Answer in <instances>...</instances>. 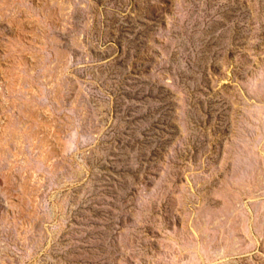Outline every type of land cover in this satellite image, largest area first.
<instances>
[{"label":"rangeland","instance_id":"1","mask_svg":"<svg viewBox=\"0 0 264 264\" xmlns=\"http://www.w3.org/2000/svg\"><path fill=\"white\" fill-rule=\"evenodd\" d=\"M263 74L264 0H0V264H264Z\"/></svg>","mask_w":264,"mask_h":264},{"label":"water","instance_id":"2","mask_svg":"<svg viewBox=\"0 0 264 264\" xmlns=\"http://www.w3.org/2000/svg\"><path fill=\"white\" fill-rule=\"evenodd\" d=\"M258 81L264 87V74ZM244 93L246 99L249 100L248 102L252 101L253 104L245 107L246 115L241 123L239 135L233 143V161L251 162L255 159L251 158V155L253 157L256 155L259 157L258 161L260 164L255 171L257 174H263L264 152H258L256 154L254 153V149L261 143L257 137L264 135V119L259 117L260 115L264 116V94L253 91L250 89V85L246 86Z\"/></svg>","mask_w":264,"mask_h":264}]
</instances>
